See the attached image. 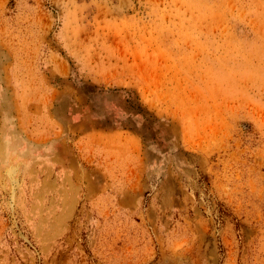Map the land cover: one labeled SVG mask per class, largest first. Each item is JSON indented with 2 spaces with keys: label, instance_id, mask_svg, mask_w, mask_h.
Returning a JSON list of instances; mask_svg holds the SVG:
<instances>
[{
  "label": "rangeland",
  "instance_id": "374dc122",
  "mask_svg": "<svg viewBox=\"0 0 264 264\" xmlns=\"http://www.w3.org/2000/svg\"><path fill=\"white\" fill-rule=\"evenodd\" d=\"M0 264H264V0H0Z\"/></svg>",
  "mask_w": 264,
  "mask_h": 264
}]
</instances>
